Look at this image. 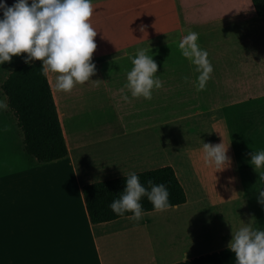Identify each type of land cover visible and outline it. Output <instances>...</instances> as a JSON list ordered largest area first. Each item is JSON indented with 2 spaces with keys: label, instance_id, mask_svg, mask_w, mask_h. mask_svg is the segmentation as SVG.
Segmentation results:
<instances>
[{
  "label": "crops",
  "instance_id": "crops-1",
  "mask_svg": "<svg viewBox=\"0 0 264 264\" xmlns=\"http://www.w3.org/2000/svg\"><path fill=\"white\" fill-rule=\"evenodd\" d=\"M91 3L96 72L68 92L57 90L56 74L48 73L67 156L38 161L26 153L14 114L4 110L0 118V264H235L231 229L249 220L264 228L256 200L261 182L248 155L264 150V91L248 71L252 59L237 56L231 69L222 41L216 54L210 33L233 25L260 38L255 29L264 31L263 17L252 0ZM186 30L199 33L213 66L203 90L196 66L177 46ZM138 49L153 55L162 81L150 100L124 88ZM236 49L240 54L239 41ZM220 126L231 165L215 172L204 162L203 143H221L213 134ZM179 128H206L207 141L197 139L182 153ZM166 165L175 169L185 203L144 212L139 222L124 216L92 223L84 185Z\"/></svg>",
  "mask_w": 264,
  "mask_h": 264
},
{
  "label": "clouds",
  "instance_id": "clouds-1",
  "mask_svg": "<svg viewBox=\"0 0 264 264\" xmlns=\"http://www.w3.org/2000/svg\"><path fill=\"white\" fill-rule=\"evenodd\" d=\"M93 11L91 0H31L30 3L29 0H14L10 6L5 0H0V64L11 61L13 55L24 53L26 64L40 60L45 76L49 72L56 74L57 90L68 92L75 84H85L96 72L92 61L96 49L94 37L97 35V29L91 24ZM141 31H144L143 26ZM198 37L199 33L186 30L177 46L182 56L196 66L199 73L197 90H203L213 66L208 52L198 45ZM148 51L138 49L135 56H129L132 67L126 73L124 88L133 98L150 100L153 89L162 87V81L156 75L157 62ZM122 98L125 101L129 99L128 95ZM7 107V103L0 100V110ZM228 146L222 142H204L205 164L214 166L215 172L230 167ZM248 155L249 163L261 182V186L256 188V200L264 208V150H252ZM123 175L125 186L119 197L109 204L115 214L124 216L131 213L128 219L139 222L144 214L141 201L145 197L155 211L171 207L165 184L149 179L145 186L135 171ZM227 247L235 256V264H264V228L255 227L249 220L237 230L231 229Z\"/></svg>",
  "mask_w": 264,
  "mask_h": 264
},
{
  "label": "trees",
  "instance_id": "trees-1",
  "mask_svg": "<svg viewBox=\"0 0 264 264\" xmlns=\"http://www.w3.org/2000/svg\"><path fill=\"white\" fill-rule=\"evenodd\" d=\"M257 15L264 19V0H252ZM9 109L16 117L23 133L24 149L28 155L40 162H50L67 156L68 146L62 124L47 76L41 68V61L25 62L14 66L1 84ZM140 182L146 185L151 179L163 183L169 191L171 206L186 202V191L175 169L171 165L153 168L137 173ZM124 176L97 181L83 186L82 192L92 223L112 221L120 217L109 204L119 197L124 188ZM144 212L153 211L147 198H142Z\"/></svg>",
  "mask_w": 264,
  "mask_h": 264
},
{
  "label": "rangeland",
  "instance_id": "rangeland-1",
  "mask_svg": "<svg viewBox=\"0 0 264 264\" xmlns=\"http://www.w3.org/2000/svg\"><path fill=\"white\" fill-rule=\"evenodd\" d=\"M31 0H29V3ZM245 27L241 29V26H230L226 29H216L215 31L210 33V39L214 40L216 47V54H219L220 49L222 53L228 58H230L231 69H233L232 60L237 56H246L252 59V68L248 69L253 75V80L255 81L258 88H262L264 91V50L261 46L260 41L264 44V31L261 32L260 29H255L256 34L260 37H253L249 31H247ZM244 37V39L242 37ZM220 40L222 41L221 48L219 49ZM239 41L241 51L240 54L237 52L236 45ZM26 55L22 53L21 55H13L11 61L4 62L0 64V100L6 102V97L2 92L1 84L7 75L12 71L15 65L19 63H23V56ZM249 67V66H247ZM7 103V102H6ZM8 112L9 115L12 116V112L9 111V107L4 109ZM4 110H0V118L4 116ZM181 129L184 140V151L182 153L187 154V148L192 147L195 144H198L197 139H205L207 141V133L208 129L206 128H196L198 130H192L195 128H179ZM212 128H209V133H211ZM214 141L223 142V138L227 136L226 128L220 126L213 129ZM227 146V144H224ZM200 148V145H199ZM194 149V148H193ZM192 149V151H193ZM196 149V148H195ZM264 218V217H263Z\"/></svg>",
  "mask_w": 264,
  "mask_h": 264
},
{
  "label": "water",
  "instance_id": "water-1",
  "mask_svg": "<svg viewBox=\"0 0 264 264\" xmlns=\"http://www.w3.org/2000/svg\"><path fill=\"white\" fill-rule=\"evenodd\" d=\"M5 3L10 6L14 3V0H5ZM0 16H2V12H0Z\"/></svg>",
  "mask_w": 264,
  "mask_h": 264
}]
</instances>
